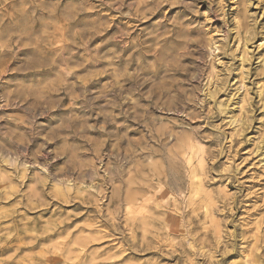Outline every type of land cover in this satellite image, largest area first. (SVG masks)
Wrapping results in <instances>:
<instances>
[{"label": "rangeland", "instance_id": "rangeland-1", "mask_svg": "<svg viewBox=\"0 0 264 264\" xmlns=\"http://www.w3.org/2000/svg\"><path fill=\"white\" fill-rule=\"evenodd\" d=\"M0 72V264H264V0H0Z\"/></svg>", "mask_w": 264, "mask_h": 264}, {"label": "bare ground", "instance_id": "bare-ground-1", "mask_svg": "<svg viewBox=\"0 0 264 264\" xmlns=\"http://www.w3.org/2000/svg\"><path fill=\"white\" fill-rule=\"evenodd\" d=\"M44 1V0H43ZM49 4V3H48ZM48 4H45V5H48ZM57 4V3H56ZM55 4V5H56ZM43 5V4H42ZM48 6H50V5H48ZM47 7V6H46ZM42 8H44V7H42ZM51 11V10H50ZM16 29V28H15ZM25 30V29H24ZM20 34V33H19ZM122 34V33H121ZM226 34V33H225ZM21 37V36H20ZM19 37V38H20ZM122 37V36H121ZM16 38V37H15ZM118 39V38H117ZM7 43V42H6ZM30 43V42H29ZM58 43V42H57ZM28 44V43H27ZM30 46V45H29ZM11 48V47H10ZM20 48V47H19ZM202 48V47H201ZM217 49V48H216ZM11 50V49H10ZM206 50V49H205ZM4 52V51H3ZM63 52V51H62ZM64 53H65V51H64ZM4 55V54H3ZM61 55V54H60ZM7 58V57H6ZM5 60V59H4ZM31 60V59H30ZM40 60V59H39ZM33 61H34V59H33ZM37 62V61H36ZM38 65H39V63H38ZM35 66V65H34ZM32 68V67H31ZM24 69V68H23ZM30 70V69H29ZM71 70V69H70ZM17 71V70H16ZM72 71V70H71ZM8 72H10V71H8ZM31 72V71H30ZM3 73V72H2ZM27 73V72H26ZM201 74V73H200ZM0 76H1V72H0ZM199 76V75H198ZM207 85H209V84H207ZM74 88V87H73ZM183 89V88H182ZM68 90V89H67ZM156 91V90H155ZM185 91V90H184ZM28 92V91H27ZM130 92V91H129ZM128 93V92H127ZM74 94V93H73ZM134 94V93H133ZM129 95V94H128ZM71 96V95H70ZM127 96V95H126ZM9 98V97H8ZM124 98H126V97H124ZM135 98H137V97H135ZM133 99V98H132ZM19 100V99H18ZM16 101V100H15ZM48 101V100H47ZM137 102V101H136ZM14 103V102H13ZM128 103V102H127ZM1 106V105H0ZM3 108V107H2ZM126 108H128V107H126ZM134 108V107H133ZM153 108V107H152ZM155 109V108H154ZM176 109V108H175ZM126 110V109H125ZM185 110V109H184ZM130 111V110H129ZM167 111V110H166ZM182 111V110H181ZM180 111V112H181ZM126 112H128V111H126ZM132 112V111H131ZM187 115V114H186ZM147 123V122H146ZM149 125V124H148ZM153 134V133H152ZM169 139V138H168ZM176 139V138H175ZM136 142V141H135ZM129 150V149H128ZM130 152V151H129ZM13 154V153H12ZM27 154V153H26ZM124 154V153H123ZM102 158V157H101ZM104 158V157H103ZM121 159V158H120ZM123 159V158H122ZM101 160V159H100ZM121 161V160H120ZM122 162V161H121ZM124 162V161H123ZM34 164H36V163H34ZM101 164H102V160H101ZM140 164V163H139ZM183 166V165H182ZM132 167V166H131ZM108 169V168H107ZM105 170V169H104ZM107 171V170H106ZM129 171V170H128ZM128 176V175H127ZM126 177V176H125ZM199 177V176H198ZM132 188V187H131ZM204 188V187H203ZM139 192V191H138ZM117 194V193H116ZM149 194V193H148ZM118 196V195H117ZM126 196V195H125ZM139 196V195H138ZM182 196V195H181ZM115 198V197H114ZM132 200V199H131ZM136 200V199H135ZM127 201V200H126ZM125 202V201H124ZM131 202V201H130ZM163 202H165V200L163 201ZM130 204V203H129ZM128 204V205H129ZM190 204V203H189ZM205 207V206H204ZM193 211V210H192ZM130 212V211H129ZM154 215V214H153ZM162 215V214H161ZM185 221V220H184ZM207 228V227H206ZM5 230V229H4ZM216 230V229H215ZM147 231V230H146ZM186 233V232H185ZM191 235V234H190ZM168 242V241H167ZM18 246V245H17ZM157 247V246H156ZM11 248V244L9 245L8 243H5V244H3V245H0V254L1 253H4V252H7L9 249ZM188 249V248H187ZM160 253V252H159ZM162 254H164V253H162ZM182 254V253H181ZM185 254V253H184ZM188 254V253H187ZM185 256V255H184ZM180 261V260H179ZM6 262V261H5ZM17 262V261H16ZM239 262V261H238ZM19 263V262H18ZM17 263V264H18ZM6 264H10V263H6ZM20 264V263H19Z\"/></svg>", "mask_w": 264, "mask_h": 264}]
</instances>
